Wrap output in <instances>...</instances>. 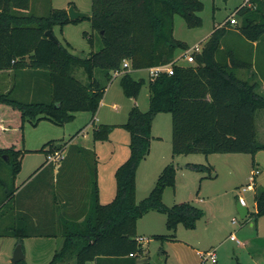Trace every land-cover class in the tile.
<instances>
[{"label":"trees","instance_id":"trees-1","mask_svg":"<svg viewBox=\"0 0 264 264\" xmlns=\"http://www.w3.org/2000/svg\"><path fill=\"white\" fill-rule=\"evenodd\" d=\"M29 4L30 0H0V70L10 69L17 75L8 91H0V167L7 163L11 178L20 171L22 156L27 152L23 145L25 120L47 119L62 125L78 111H89L94 116L105 89L94 78L95 69L104 70L110 80L111 73L121 69L123 60H128L130 66L124 68L119 80L123 94L136 100L147 81L149 106L143 111L133 104L124 123H104L92 129L93 141L108 140L115 127L129 134V155L115 170L116 192L111 202H99L94 149L77 143L55 145L47 141L40 149L47 154L64 149L57 177L64 169L69 177L74 175L80 186L88 188V203H81V211L65 213L67 218L58 227L47 224L46 217L44 223L33 224L29 216L20 213L17 224L1 235L15 236L18 241L24 237L61 236V246L46 264H100L105 259L136 264L135 257L144 251L136 236V223L145 213L152 210L165 215L167 233L151 236L160 241L175 239L179 224L194 229L204 214L190 201L170 206L163 203L164 189L175 186L172 162L162 168L148 195L136 202V171L149 153L156 114L171 115L172 155L200 152L253 156L264 150V143L257 142L255 127L256 111L264 109V95L257 91L256 83L240 79L234 72L253 64L259 73L262 71L264 0L240 4L235 10L239 18L236 26L226 29L231 26L226 22L214 27L201 51L194 53V64L174 63L172 74L160 73L153 81L135 78L132 72L167 64L179 49L189 48L173 36L174 16L183 17L189 28L200 27L201 0H91L88 18L101 46L85 57L71 53L58 39L54 42L45 36V31L53 32L55 25L75 23L82 18L70 20L67 9L54 8L43 16L29 14ZM230 39L235 41L233 46L228 44ZM78 67L85 72L86 83L74 77ZM24 74L22 78L20 75ZM40 78L45 79L44 83L38 82ZM24 79L31 82L35 94L48 98L22 100ZM186 166L195 171L208 168L196 163ZM14 191L6 194L4 204ZM65 198L73 195L66 194ZM253 198L256 212L252 216L264 217V187L255 186ZM14 264L27 262L23 259Z\"/></svg>","mask_w":264,"mask_h":264},{"label":"rangeland","instance_id":"rangeland-1","mask_svg":"<svg viewBox=\"0 0 264 264\" xmlns=\"http://www.w3.org/2000/svg\"><path fill=\"white\" fill-rule=\"evenodd\" d=\"M243 1L244 0H201L203 3V9L199 13L202 20L201 26L189 28L183 17L175 15L173 36L187 43L189 48L195 44H199L200 47H202L214 27L217 24L223 23L226 18L235 13L236 8L242 4ZM70 5H73L78 11L91 12V0H30L28 12L29 14L43 16L47 15L52 8L67 9ZM238 21L239 18L237 17V23ZM53 34L61 43L67 45L71 53L81 57L88 56L91 51L98 50L101 46L99 36L97 32L92 29L91 21L88 17L82 18L75 23L64 24L63 26L55 25L53 27ZM91 39L92 42L90 41ZM182 52H184V50L179 49L176 53L177 56ZM177 63L190 64L191 62H187L186 59L182 57ZM191 64L194 63L192 62ZM5 73L6 71L0 73V87L10 85L12 83L11 81L15 83L17 80V75L15 76L13 72ZM73 75L82 83H86L88 80L85 72L80 67L74 70ZM132 75L135 78H147V72L145 70L132 72ZM94 78L102 86H105L103 97L95 113L97 119L94 123H92V120L95 114L92 116L89 111L75 112L73 118L62 125L55 124L47 119H41L37 122L27 119L24 121L23 127V136L27 142L26 148H37V150L30 151L31 153H27L21 159L20 171L14 178H11L10 168L7 163H3V166L0 167V175L2 178L0 182V264H13L10 259L18 243H21L22 248H25L26 253L24 252V254H26V257L24 260L27 264H37L36 259L38 256L35 254L37 252L34 250L33 241L35 240H33V238L29 237L23 239V241H18L17 237L3 236L1 232L17 224V214L13 211V205L18 197L13 196L4 204L3 202L5 201L6 194L28 178L37 166L46 159V152L40 150L42 146L47 141H52L55 145H60L69 142L71 139L79 143L89 144V148L96 149V153H98V158L101 162V168H103L105 165H103L102 162H109L110 158H115L116 154L121 150L122 146H124L121 134L128 139V142L129 134L126 133V130L120 129L118 133L121 134H117V132L113 134V142L101 143L93 141L92 139V129L94 126L104 124L103 122L124 123L127 119L128 110L133 104H136L139 109L143 111L148 109L149 87L147 81L143 84L137 101H134V99L123 94L119 82L120 76L113 77L111 73V78L108 80L104 70L95 69ZM8 79L11 81L9 80L10 83L7 84ZM39 81L44 83L45 79L40 78L38 82ZM4 83L6 84L4 85ZM34 84L33 82V86ZM33 97L31 99H29V97H22V100H36L39 98L38 95L35 99ZM47 98V95H42L40 100H46ZM82 129L84 130V136L80 133ZM152 132L162 137V144H166L168 149L170 147L169 152L172 154L170 146V113L160 112L156 115L153 121ZM258 140H262L260 136H258ZM46 148L47 146L45 149ZM170 162L175 166V186L166 187L164 189L162 201L167 206L190 199H192L191 203H196L194 200L198 196H205L206 199H208L205 222H203L204 219L199 222L196 240H199V242L204 245L211 244V246H207L204 249L193 245V248H196L193 251L191 249L192 246L189 248L174 240L173 242L176 244L172 251L168 252L164 245L163 247L165 249L161 246L155 247L156 242L150 235H143L148 239H152L148 253L151 264H164L165 256L163 252H161V249L166 251L167 257L169 256L167 264H177L179 260H181L182 264H201V259L196 253L198 250L197 248L201 250H206L208 248L214 249L218 260L217 264H264V217H258L259 219L253 217L255 221L254 219L250 221L249 217L241 219L236 208L234 211L231 209L232 205L238 202V196L244 198L249 210L253 209L254 193L251 190L243 189L249 182L252 168V154L211 153L206 155L197 152L173 155L168 163ZM155 163L154 160L151 161L150 166L152 170L155 167ZM190 163L202 164L208 168L202 171H195L186 166ZM228 168L234 171H240L239 175L235 176L236 180L234 182L231 181L234 186H230V183H228L230 181L227 173ZM217 173L218 177H216ZM143 177L147 181V178L145 176ZM142 184L141 186H143ZM19 197H21V194ZM232 218H235L236 222H233ZM252 222L253 224L251 225ZM161 225L162 229L160 230L163 231L159 233H164L165 225L160 223L158 227L160 228ZM179 225L183 231H187L184 226L181 224ZM231 232L234 233L236 240L230 239L229 234ZM158 243H160V241H158ZM145 244L146 243H144V246H146ZM58 247L59 246L55 248Z\"/></svg>","mask_w":264,"mask_h":264},{"label":"crops","instance_id":"crops-1","mask_svg":"<svg viewBox=\"0 0 264 264\" xmlns=\"http://www.w3.org/2000/svg\"><path fill=\"white\" fill-rule=\"evenodd\" d=\"M243 2H245V0ZM227 19L228 18H226V20L223 23L217 24L215 27L225 25V23L228 22ZM234 26H236V24L228 26L226 29H229V27H234ZM228 44H229V46H233L235 44V41L233 42L230 39V40H228ZM253 45H255V42L253 43ZM260 53H262V51H260ZM181 54H178V56L176 54L175 57H179V56H181ZM178 64L183 65V66H187V65H190L191 63L190 64L178 63ZM261 65H262L261 73H259L256 70V67L254 66V64L252 66L247 67V68H245V67L236 68V69H234V72L238 78L250 80L251 82L256 83L257 84V91L260 94L264 95V62H263V60L261 61ZM141 70L146 71V69H141ZM4 71H6V73L12 72V70L7 69V70H0V73L4 72ZM137 71H140V70H134L133 72H137ZM20 76L23 78V76H25V74L20 75ZM9 80L10 79L7 80L8 81L7 84L10 83ZM26 80H28V79L26 78ZM26 80L24 79V82ZM11 82L12 83L10 85H5L6 83H4V85L6 87L1 86L0 91H3V92L8 91L13 85V81H11ZM21 82L22 81L20 79L19 83H21ZM27 83H28V85L26 86ZM40 85H42V83H40L38 86L40 87ZM24 87L25 88H24L22 97H29V99H31L34 95L35 96L33 98L37 97V95L39 98H41L42 95L45 96V94H41V93L35 94V89L32 90L30 81H26V83H24ZM136 101H137V99H136ZM155 117H154V119H155ZM96 119L97 118H96V114H95V117L93 118L92 123H94V121ZM154 119H153V121H154ZM102 121H106V120H102ZM153 121H152V127H151L152 139L150 142L149 153L140 162V164L137 168V171H136V197H135L136 201H140L138 199H141L142 197H144L145 195H147L150 192V190L152 189V187H153V185L157 179L158 174L160 173L162 168L166 164H168L169 160H171V158L173 156L171 154V152H169L170 147L168 149L166 147V144H164V143L162 144V140H163L162 137L159 135H156L152 132ZM103 123L119 124L118 122L117 123L103 122ZM255 127H256V132H257V136H256L257 142L258 143H264V109H259L256 111ZM120 129L124 130L123 128H120V127L113 128V130L109 134L108 140L97 141V142H101V143L113 142L112 141L113 134H115V132H117V134H121V133H118V130H120ZM80 133L82 134V136H84V130L83 129L81 130ZM126 133H128V132L126 131ZM121 136L123 137L122 143L124 146H122L121 150L116 154L115 158L114 157L110 158L109 162H102V164L105 165L106 168L105 167L101 168V162L98 158L99 155H98V153H96V149L94 148V151H95L96 156H97V185H98V191H99V202L101 204H106V203H109L113 200V198L115 196V192H116V182H115V176H114L115 170L129 155L128 139L125 138L124 135H122V134H121ZM258 136H260V138L262 139L261 141L258 140ZM68 143H77V144H81L85 147H90L89 144L79 143L73 139H71ZM26 144H27V142L25 140V137L23 136V145H24V148L27 150V152H25L23 154L22 158L27 153H31L30 151L37 150V148H26ZM170 146H171V144H170ZM46 150H47V148H46ZM62 153L64 155V149H63ZM46 156H47V153H46ZM232 158H235V157H232ZM114 160H115V162H114ZM152 160H154L156 162L153 170L151 169V166H150ZM48 164L49 163H47L46 159H45L28 176V178H26L21 184H19L15 188L13 196L18 197V198L16 199V202H14L15 204L13 205V211L17 215H19L20 213H25L27 216H29L31 218V221L33 224L44 223L46 221V219H45V217H46L48 219L47 224H49V225L53 224L56 227H58L61 220L63 218H67L65 216V213L71 214V212H74V211L77 212V210H79V209L81 211L82 210L81 208H83V205L81 203H88V198H87V195L85 192L86 190H88V188L86 186H82V185L80 186V183L76 182L77 178L74 177V175H71L69 177L70 173L65 169L62 170V174L60 175V177H57L56 173L58 170V164L59 163H57V164L53 163V165L52 164L48 165ZM255 167L258 168L260 170V172L255 177L254 185L251 187V189H249L253 193H254V187L255 186L264 187V150H258L252 156L251 171ZM239 172H240L239 170L234 171L233 169L228 168L227 173H228V177L230 180L228 183H230V186L232 185L231 181L234 182L236 180L235 176L236 175L238 176ZM65 174H66V177H64ZM142 175L147 178V181L144 179V177ZM216 177H218V173H217ZM141 184L143 186H141ZM232 186H234V185H232ZM235 187H236V185H235ZM71 189H73L72 194H70ZM79 193H81V196L79 195ZM20 194H21V197H19ZM66 194L73 195V198H69L67 200L65 198ZM239 197L240 196H238V198ZM207 200L208 199H206V197L203 195L198 196L194 200L196 203H193V204L195 206L201 208L204 212L203 217L197 221L194 229H187V231H183V229H181L179 227L180 225H178L176 232H175V239L166 240V241H160V240L154 239V241L156 242L155 247H159V246L163 247V245H164L165 248L167 249V251L170 252L174 248V246L176 244L175 242H178L179 244L184 245V246L189 247V248H191V246H192L191 249L193 251H194V249H196V248H193L194 247L193 245H196L198 247H202L204 249L207 246H211V244L204 245L203 243H200L199 240H196L197 239L196 238V232L198 230L199 222L203 219H204L203 222H205V213H206V209L208 207ZM188 201L191 202L192 199H190ZM64 203H69V205H66V204L64 205ZM237 204H239L241 206H245L247 208L246 217H249V220L252 221L251 219H254L252 216V213L256 212V203L254 202L253 209L249 210L247 203H245V205H242L241 203L237 202L235 205H232V207H231L232 211H234ZM82 218L83 217L79 218L78 222L81 221ZM254 221H255V219H254ZM256 221H257V219H256ZM160 223L165 225V215L162 213L156 212V211H152V210L145 213L141 218H139L137 220L136 236L143 238L141 243H142V247H143L144 251L142 254L135 257V263L136 264H151L148 253H149V248L151 245L150 242H152L151 241L152 239H148V238L144 237L143 235L152 236L154 234H165V233H167L166 227L164 228V231H165L164 233H159V232L163 231V230H160V229H162L161 228L162 225L160 226V228L158 227V224H160ZM252 224H253V222L251 223V225ZM230 235H234V233L231 232L229 234V237H230ZM26 238H29V237H24L21 239V241H23V239H26ZM30 238H33V240H35V241H33V245L35 248L34 250L37 252L35 254H36V256H38V258L36 259L37 264H46L51 259L55 250L61 246L62 241H63V238L61 236H58V235L57 236H48V237H37V236L34 237L33 236ZM174 240H176V241L173 242ZM231 240H236L235 235H234V239H231ZM158 241H160V243H158ZM237 242H239V241H237ZM144 243H146L145 244L146 246H144ZM241 244H242V242H241ZM57 246H59V247L55 248ZM22 249L24 250L23 252H25V248L23 247ZM164 249H162L164 256H165L164 257V264H167L169 261V256L167 257L166 251ZM197 249H198L196 252L197 255H198L199 251H203L199 248H197ZM25 257H26V254H25ZM217 263H218V260H217L216 264ZM100 264H119V263L116 261L114 262V261L105 259V261H101ZM177 264H182L181 260H179Z\"/></svg>","mask_w":264,"mask_h":264},{"label":"built area","instance_id":"built-area-1","mask_svg":"<svg viewBox=\"0 0 264 264\" xmlns=\"http://www.w3.org/2000/svg\"><path fill=\"white\" fill-rule=\"evenodd\" d=\"M228 23L231 25H235L237 24V18H236V14L233 13L230 15V17H228L227 19ZM202 49V47H200L199 44H195L194 46L188 48L187 50H185L181 56L179 57H175L171 62L167 63V64H161V65H155V66H151L146 68V72H147V79L149 81H153L160 73H167V74H172L173 73V64L177 63V61L183 57L186 59L187 62H194V53L196 52H200ZM130 63L128 60H123L122 62V67L119 70H115L113 71V77H117L120 76L121 74H123L125 72V67L129 68ZM63 158V153L61 150H54L52 153H48L46 156V162L47 163H59L61 161V159ZM260 170L258 168H253L251 171V174L249 176V182L248 184H246V187H244L243 189L245 190H249L251 189V187L254 185L255 182V177L259 174ZM238 202L241 203L242 205H245V200L242 196H240L238 198ZM233 222H236V220L233 218L232 219ZM231 239H234V235H230ZM143 238L138 237V241H142ZM198 255L201 259V264H216L217 262V257H216V252L214 249L212 248H208L206 250L203 251H199Z\"/></svg>","mask_w":264,"mask_h":264},{"label":"water","instance_id":"water-1","mask_svg":"<svg viewBox=\"0 0 264 264\" xmlns=\"http://www.w3.org/2000/svg\"><path fill=\"white\" fill-rule=\"evenodd\" d=\"M67 14H68V18L70 20H77L80 18L88 17L90 15V13L78 11L77 9L74 8L73 5H70L67 8ZM45 36L54 42L58 41L51 30H46ZM236 210L239 213V216L241 219H244L246 217L247 208L245 206H241V205L237 204ZM24 258H25V254L23 252L22 246L20 243H18L14 248V251H13V254H12V257L10 260L14 264L20 260H23Z\"/></svg>","mask_w":264,"mask_h":264}]
</instances>
